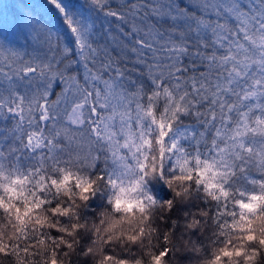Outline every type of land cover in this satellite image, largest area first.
<instances>
[{
  "label": "snow or ice",
  "instance_id": "6c2138e0",
  "mask_svg": "<svg viewBox=\"0 0 264 264\" xmlns=\"http://www.w3.org/2000/svg\"><path fill=\"white\" fill-rule=\"evenodd\" d=\"M0 42V264H264V0H44Z\"/></svg>",
  "mask_w": 264,
  "mask_h": 264
},
{
  "label": "trees",
  "instance_id": "16d2710c",
  "mask_svg": "<svg viewBox=\"0 0 264 264\" xmlns=\"http://www.w3.org/2000/svg\"><path fill=\"white\" fill-rule=\"evenodd\" d=\"M73 4L82 3L83 0H71ZM11 5V14L15 18V26L14 23L8 22L9 14L7 15V28L6 33H9V29H12L14 33V42H9L5 37L1 38L3 35V30L0 29V42L6 41L14 46H22L25 43V36L27 34V18H35L36 20H42L44 22L55 23L53 18L45 12L43 7L44 0H6L3 6V0H0V15L6 17L7 11L9 10V5ZM3 12V13H2ZM6 26V21L3 22V25L0 24V28Z\"/></svg>",
  "mask_w": 264,
  "mask_h": 264
},
{
  "label": "rangeland",
  "instance_id": "374dc122",
  "mask_svg": "<svg viewBox=\"0 0 264 264\" xmlns=\"http://www.w3.org/2000/svg\"><path fill=\"white\" fill-rule=\"evenodd\" d=\"M5 1L6 0H3V6H4V4H5ZM8 5H9V10L7 11V14H6V17H4L3 15L1 16L0 15V24H2L3 25V22L4 21H6V26L5 27H3V28H0L1 30H3V35H1V38H3V37H5L6 36V38H7V40L11 43V42H14V40H13V38H14V33H13V31H12V29H9V33L7 34L6 33V28H7V25H8V23H7V20H6V18H7V15L9 14V19H8V22H10V23H14V26H15V18H14V16L11 14V5L8 3ZM3 13V12H2ZM1 14V13H0Z\"/></svg>",
  "mask_w": 264,
  "mask_h": 264
}]
</instances>
